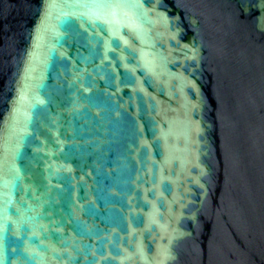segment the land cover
Listing matches in <instances>:
<instances>
[{"label": "water", "instance_id": "95a60500", "mask_svg": "<svg viewBox=\"0 0 264 264\" xmlns=\"http://www.w3.org/2000/svg\"><path fill=\"white\" fill-rule=\"evenodd\" d=\"M0 264H264V0H0Z\"/></svg>", "mask_w": 264, "mask_h": 264}]
</instances>
